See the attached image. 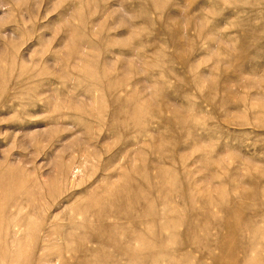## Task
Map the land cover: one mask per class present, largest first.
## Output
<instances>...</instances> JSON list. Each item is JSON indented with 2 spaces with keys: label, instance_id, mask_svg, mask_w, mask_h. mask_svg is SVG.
Listing matches in <instances>:
<instances>
[{
  "label": "rangeland",
  "instance_id": "obj_1",
  "mask_svg": "<svg viewBox=\"0 0 264 264\" xmlns=\"http://www.w3.org/2000/svg\"><path fill=\"white\" fill-rule=\"evenodd\" d=\"M0 264H264V0H0Z\"/></svg>",
  "mask_w": 264,
  "mask_h": 264
}]
</instances>
